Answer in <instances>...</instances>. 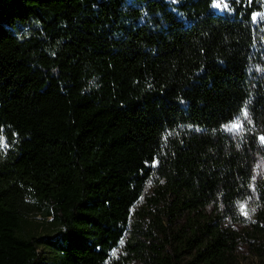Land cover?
<instances>
[{
    "label": "trees",
    "instance_id": "1",
    "mask_svg": "<svg viewBox=\"0 0 264 264\" xmlns=\"http://www.w3.org/2000/svg\"><path fill=\"white\" fill-rule=\"evenodd\" d=\"M263 16L0 0V264H237L236 222L264 254Z\"/></svg>",
    "mask_w": 264,
    "mask_h": 264
},
{
    "label": "rangeland",
    "instance_id": "2",
    "mask_svg": "<svg viewBox=\"0 0 264 264\" xmlns=\"http://www.w3.org/2000/svg\"><path fill=\"white\" fill-rule=\"evenodd\" d=\"M261 20H264V16L260 17ZM231 128V127H230ZM233 132H237L235 135H237L238 133H240V130L238 128L233 129L231 128ZM7 146V143L5 141L4 138L0 139V147L1 148H5ZM253 173H254V182L255 184H253L254 187V191L256 192L257 189V184L255 181L257 180H264V163L262 161L261 158H256L254 164H253ZM151 194L150 190H146L145 191V197H141V199L135 204L134 209L138 210L140 209V207H147L150 208L151 210H153V207H151V205H149L147 202V198L148 196ZM29 216H32L40 219V215L38 213L35 212H29L28 213ZM134 219L138 218L136 216V213H134L133 215ZM252 219H254L252 217ZM145 225V224H144ZM143 225V226H144ZM233 228L241 234V236H243L242 238H240L239 240V244L237 245V248L235 250V254H236V262L237 264H262L264 263V254H258L255 251V246L256 244H249L250 240H247L244 238L246 237L243 233H245V230L249 229L248 225L245 224L244 222H236L233 225ZM124 242V239L121 240V244ZM117 249H115L116 251ZM264 250V249H263ZM129 264H145L140 258H132L130 260Z\"/></svg>",
    "mask_w": 264,
    "mask_h": 264
},
{
    "label": "snow or ice",
    "instance_id": "3",
    "mask_svg": "<svg viewBox=\"0 0 264 264\" xmlns=\"http://www.w3.org/2000/svg\"><path fill=\"white\" fill-rule=\"evenodd\" d=\"M215 6L219 7L220 4L219 3H215ZM224 6L227 7V5H224ZM245 115H247V114H245ZM230 127L233 128V129H236V128L239 127V124L238 123L237 124H233ZM261 141L264 142V137H261ZM244 207L245 206L243 204L240 205L241 213L244 214V215H248V213L244 211ZM113 255H115V251L113 252Z\"/></svg>",
    "mask_w": 264,
    "mask_h": 264
}]
</instances>
